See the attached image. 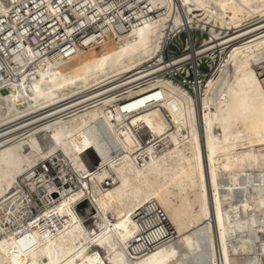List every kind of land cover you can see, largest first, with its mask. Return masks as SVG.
I'll return each mask as SVG.
<instances>
[{
    "label": "bare ground",
    "instance_id": "obj_1",
    "mask_svg": "<svg viewBox=\"0 0 264 264\" xmlns=\"http://www.w3.org/2000/svg\"><path fill=\"white\" fill-rule=\"evenodd\" d=\"M81 1L68 0L76 18ZM178 1L184 16L168 17V0L165 14L123 36L86 34L66 57L22 39L6 52L0 264H100L90 245L106 264H264V0ZM193 20L210 26L197 54L228 43L221 62L231 67L196 99L151 75L165 66L164 29ZM149 201L173 236L131 255L133 215Z\"/></svg>",
    "mask_w": 264,
    "mask_h": 264
},
{
    "label": "built area",
    "instance_id": "obj_2",
    "mask_svg": "<svg viewBox=\"0 0 264 264\" xmlns=\"http://www.w3.org/2000/svg\"><path fill=\"white\" fill-rule=\"evenodd\" d=\"M164 2L168 0H93V3L91 0H82L80 7H75V10L80 12L79 17L76 18L68 8V0H49L59 17L51 14L45 0H8L6 2L8 11L5 13L0 10V81L2 76L8 74L6 52L10 54L11 49L21 50V39L34 51L43 49H47L49 53L58 51L61 56L66 57L74 44L86 45L82 40V36L86 34H91L95 38L107 35L110 39L115 35L123 36L132 29L165 14ZM170 2L168 17L174 14L184 16V9L179 5V1L170 0ZM198 15H200L199 11ZM60 20L65 26L59 25ZM202 24L193 20L191 25L186 23L174 29L171 27L164 29L170 35L166 36L161 49V62H164L165 66L159 63L157 68L161 69L151 74L180 85L195 99L203 92L207 80L217 76L218 73H222L225 77L231 68L229 64L221 62L228 43L197 54L196 48H199L209 35L210 26L206 24L203 28ZM72 25L75 26L71 31L74 37L69 40L64 37L65 27L70 29ZM222 31L223 29H217L220 35ZM220 47H223L222 51ZM208 52L213 58L206 55ZM184 54L191 57L175 65H167L174 57ZM256 71L264 89V67H258ZM147 81L140 79L137 85L143 86ZM104 184L107 186L108 180H105ZM64 186L66 189L73 187L72 184ZM133 220L136 231L129 242L131 255H144L173 236V230L164 211L155 201L146 202L137 209Z\"/></svg>",
    "mask_w": 264,
    "mask_h": 264
},
{
    "label": "rangeland",
    "instance_id": "obj_3",
    "mask_svg": "<svg viewBox=\"0 0 264 264\" xmlns=\"http://www.w3.org/2000/svg\"><path fill=\"white\" fill-rule=\"evenodd\" d=\"M66 184V186L67 185H70L71 183L70 182H66L65 183ZM64 184V185H65ZM64 188H65V186H64ZM66 189V188H65ZM84 206L82 205L81 207H79V210L80 211H82V212H85L84 211ZM86 222L87 223H89L90 222V218L89 217H87L86 218ZM95 253H97V258H100L101 259V263L100 264H106V260L104 259L105 258V255H104V252H103V250L102 249H100V248H97V247H94V246H88V255L89 256H95Z\"/></svg>",
    "mask_w": 264,
    "mask_h": 264
},
{
    "label": "water",
    "instance_id": "obj_4",
    "mask_svg": "<svg viewBox=\"0 0 264 264\" xmlns=\"http://www.w3.org/2000/svg\"><path fill=\"white\" fill-rule=\"evenodd\" d=\"M82 205L85 206L86 205V202L84 201V202L80 203V206L79 207H81Z\"/></svg>",
    "mask_w": 264,
    "mask_h": 264
}]
</instances>
